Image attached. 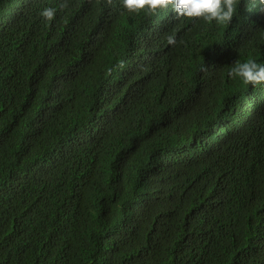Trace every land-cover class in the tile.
<instances>
[{"label": "trees", "instance_id": "obj_1", "mask_svg": "<svg viewBox=\"0 0 264 264\" xmlns=\"http://www.w3.org/2000/svg\"><path fill=\"white\" fill-rule=\"evenodd\" d=\"M60 2L0 0V264H264V14Z\"/></svg>", "mask_w": 264, "mask_h": 264}, {"label": "clouds", "instance_id": "obj_2", "mask_svg": "<svg viewBox=\"0 0 264 264\" xmlns=\"http://www.w3.org/2000/svg\"><path fill=\"white\" fill-rule=\"evenodd\" d=\"M106 2L112 4V0ZM120 4L128 13L144 11L149 16L171 8L178 19L203 20L208 24L231 23L241 6L246 13L264 14V0H120ZM68 8V0H61L57 7H45L39 15L50 24L58 10L64 11ZM167 42L174 45L176 43L174 35L167 36ZM227 75L231 79L239 78L244 84L255 87L264 83V64L257 63L253 59L245 62L236 61L229 68Z\"/></svg>", "mask_w": 264, "mask_h": 264}]
</instances>
